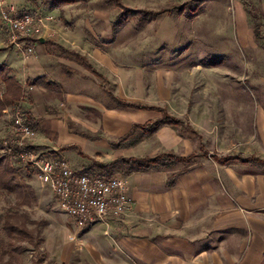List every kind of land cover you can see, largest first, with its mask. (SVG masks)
I'll use <instances>...</instances> for the list:
<instances>
[{
    "label": "rangeland",
    "instance_id": "obj_1",
    "mask_svg": "<svg viewBox=\"0 0 264 264\" xmlns=\"http://www.w3.org/2000/svg\"><path fill=\"white\" fill-rule=\"evenodd\" d=\"M4 1L5 5L20 10L52 17L54 21L48 22V27L60 21H71L77 27L86 22L84 32L93 38V41L90 39L93 43L99 45L98 51L92 50V55L104 59L99 63L106 67L104 71L113 81L111 87L95 89L89 86L82 93L83 98H78L77 94L74 100L65 99L66 96H62L64 93L59 91H51L47 114L37 118L39 135L62 153L60 156L46 152V156L63 158L77 173L100 174L102 162L105 165L124 158L110 149L111 153H115L112 159L111 155L105 154L108 149L100 145L103 139H108V127L115 125L123 131L126 125L129 128L127 135L134 125H140L129 126L131 121H155L161 117L156 110H129L118 113L115 124L104 122L107 112L102 105H116L108 95L111 92L124 102L154 106L165 110L170 116L167 107L171 99L181 97L183 101L190 96L194 100V94L188 93L193 87L207 88L211 94L209 100L218 104L219 96L228 100H236L238 96L245 101L264 102V11L259 0H83L64 5L60 7L62 9H40L35 1L29 0ZM207 1L211 3L204 5ZM59 10L63 12L59 14ZM78 31L83 32L82 27ZM43 36L51 37L50 33ZM83 59L86 61V58ZM15 60L14 49L0 48V64L8 65L14 72ZM81 62L78 64L83 68ZM84 69L88 70L87 67ZM63 70L65 76L61 77H69V80L85 76L83 72L80 75L75 66L64 67ZM29 90L26 83L19 106L25 120H28L25 104L29 101ZM218 91L223 93L219 95ZM166 94L169 103L163 99ZM198 95L201 97V93ZM16 108L3 112L0 124L5 122L4 136L10 131ZM214 111H218L216 117L223 122L225 117L221 108ZM169 127L177 132L188 129L182 125ZM119 139L110 143V147L118 149ZM207 150L214 155L230 154L227 148L208 147ZM231 151L235 153L236 147ZM199 152L198 147L197 154ZM174 166H166L167 171L171 172L167 174L168 181L187 171L185 164L177 169ZM215 173L217 175L219 171L215 170ZM219 175L226 179L223 172ZM25 182L36 197L30 206L19 205L15 195L0 192V237L5 243L9 241L2 232V216L15 214L19 219H24L27 231L39 236L40 241L36 247L28 242L12 241L22 247L14 252L12 264H145L140 259V253L132 254L126 246L130 239L137 242L147 238L136 233L139 225L131 227L129 223H123L113 230L103 231L100 226H95L79 231L73 221L59 210L51 191L42 188L32 172L31 178ZM161 239L151 237L153 247L148 253L149 257L160 254L158 247ZM159 248L161 250L163 247ZM8 259V256L4 257V262Z\"/></svg>",
    "mask_w": 264,
    "mask_h": 264
},
{
    "label": "crops",
    "instance_id": "obj_2",
    "mask_svg": "<svg viewBox=\"0 0 264 264\" xmlns=\"http://www.w3.org/2000/svg\"><path fill=\"white\" fill-rule=\"evenodd\" d=\"M259 2L264 11V0ZM210 3L207 1L204 5ZM62 12L59 10V14ZM85 23L79 27L71 21L50 25L48 29L51 37L42 36L34 44L32 56L27 59L15 51L13 73L16 79L23 86L29 81L38 80L35 85L29 86V101L24 106L28 111L26 121L30 122L28 125L37 134L35 147L40 152L62 156L50 146L52 144L46 138L39 135L37 127V118L46 115V109L50 108L51 91H59L64 93L62 96H66L65 99L74 100L77 94L78 98H83L82 93L89 86L95 89L111 87L113 82L104 71L106 67L99 63L104 59L92 55V50L98 51L99 45L93 43V38L84 32ZM80 27L83 32L78 31ZM240 27L242 29L243 25ZM3 45L1 33L0 48L9 49ZM66 52H73L78 57ZM83 57L86 61H79ZM78 62L90 68L86 70ZM71 66H75L77 72L80 71V75L83 72L85 76L77 80L61 77L65 76L63 68ZM201 88L193 87L188 91L194 94V100L190 96L183 101L181 97H175L170 102L167 94L163 98L170 102L167 107L169 113L182 121L184 127L187 126L185 131L177 132L164 126L151 138H142L132 145L124 143L115 149L110 147V143L125 135L129 128L125 125V129L120 131L115 125L108 127V139H103L100 144L108 149L105 153L107 156H114L115 153L110 150L113 149L116 155L122 154L124 158H150L163 154L195 157L188 165L185 164L187 171L175 177L173 185L167 180V174L171 172L167 171L166 166L124 175L129 181L128 195L133 201L132 211L123 220L96 226L104 231L119 228L123 223H129L131 227L139 225L136 233L147 238L137 242L130 239L126 246L132 254L140 253V259L145 264H264V163H261L264 162V102L245 101L238 96L236 100H228L219 96L218 104L209 100L211 94L207 88ZM198 93H201V97ZM217 93L220 95L223 92ZM102 107L107 112L104 122L109 124H115L118 113L127 112L116 109V105ZM220 108L225 117L223 122L216 117L218 111H214ZM148 121H131L129 126L144 125ZM0 125L2 139L7 135L4 136L5 122ZM202 141L206 145L203 146ZM198 147L200 152L197 154ZM208 147L227 148L230 154H210ZM234 147L235 153L231 151ZM224 157L240 159L226 165L216 161ZM103 164L100 166L103 167ZM177 167L175 164L174 168ZM215 170L219 174L223 172L226 179L216 175ZM99 171L100 174L94 175L108 177L102 175V168ZM149 233L151 236H148ZM151 237H162L159 247L163 248L160 250L158 247L160 254L157 257H149L148 254L153 247Z\"/></svg>",
    "mask_w": 264,
    "mask_h": 264
},
{
    "label": "built area",
    "instance_id": "obj_3",
    "mask_svg": "<svg viewBox=\"0 0 264 264\" xmlns=\"http://www.w3.org/2000/svg\"><path fill=\"white\" fill-rule=\"evenodd\" d=\"M4 2L0 0V31L4 45L27 59L34 52V44L44 33H49L47 24L54 19ZM35 137L36 132L27 124L21 108L14 109L10 131L1 140L3 147L16 149L20 165L32 171L42 188L51 191L59 210L73 221L77 230L119 221L132 211L126 176L77 173L63 158H49L38 151L33 144Z\"/></svg>",
    "mask_w": 264,
    "mask_h": 264
},
{
    "label": "trees",
    "instance_id": "obj_4",
    "mask_svg": "<svg viewBox=\"0 0 264 264\" xmlns=\"http://www.w3.org/2000/svg\"><path fill=\"white\" fill-rule=\"evenodd\" d=\"M35 1L36 7L57 9L64 5L75 4L83 0H29ZM29 11V10H28ZM131 12L129 10H126ZM29 12H32L31 10ZM34 13V12H32ZM69 53V52H66ZM70 55L78 57L77 54L70 52ZM80 60L84 61L83 58ZM88 67V66H87ZM90 68V66L88 67ZM38 80L28 82L27 85H35ZM24 86L16 79L13 71L5 64H0V119L3 116V112L7 109L16 108L20 106L21 97L24 92ZM109 97L115 102L116 109L119 110H156L161 113L155 121H149L144 125H134L131 131L120 138L117 146L128 143L132 145L139 142L142 138H150L157 131L164 126H183V122L176 119L166 113L165 110L155 107H147L136 103H127L118 98H115L111 93ZM195 156L177 157L172 154H163L155 157H132V158H120L113 162L104 165L102 168V175L110 177L114 173H120L123 175L130 174L132 172H148L158 166H167L173 164H188L194 159ZM240 158L224 157L217 158L216 161L219 164L226 165L232 161L239 160ZM254 161V160H253ZM247 162V161H245ZM258 162V161H256ZM261 163H264L261 161ZM31 170H25L19 163L16 155V149L13 147L4 148L0 139V192L6 194H13L17 198L19 205L30 206L36 197L32 188L25 182L31 178ZM170 185H173V180L170 181ZM18 216V215H17ZM15 214H4L2 216V232L8 242L0 237V264H12V257L14 252L20 250L22 247L17 246L14 242L22 243L28 242L32 246L36 247L40 241L39 236H34L29 233L25 227L24 219L21 220ZM8 256V260L4 262V257Z\"/></svg>",
    "mask_w": 264,
    "mask_h": 264
}]
</instances>
